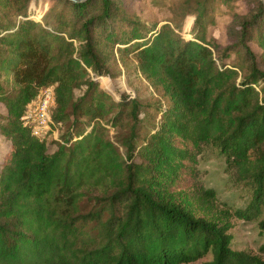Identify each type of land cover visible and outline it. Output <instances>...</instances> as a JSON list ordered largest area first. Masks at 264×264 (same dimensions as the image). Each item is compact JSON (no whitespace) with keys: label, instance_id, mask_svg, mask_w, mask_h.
<instances>
[{"label":"trees","instance_id":"16d2710c","mask_svg":"<svg viewBox=\"0 0 264 264\" xmlns=\"http://www.w3.org/2000/svg\"><path fill=\"white\" fill-rule=\"evenodd\" d=\"M74 1L0 0V137L10 142L0 264H264L231 247L228 215L197 167L217 151L231 182L251 191L235 216L264 231V0L225 47L207 29L233 0H183V13L159 27L127 17L122 0ZM116 55L161 103L115 101L99 87L120 76ZM50 86L52 151L20 120Z\"/></svg>","mask_w":264,"mask_h":264},{"label":"rangeland","instance_id":"374dc122","mask_svg":"<svg viewBox=\"0 0 264 264\" xmlns=\"http://www.w3.org/2000/svg\"><path fill=\"white\" fill-rule=\"evenodd\" d=\"M124 4V13L127 17L134 18L135 22L140 25L158 27L167 21L174 23V14L181 15L183 8L181 2L183 0H122ZM253 0H233L229 7L221 5L217 8V13L214 16V24L209 25L207 29L208 37L213 38L220 45L225 47L230 45L237 37L238 20L247 15ZM47 4H43L34 12L32 9L29 12V18L39 20L40 14H43ZM41 11V12H40ZM16 21L21 20L17 17ZM191 21L184 20L182 35L190 38ZM249 46L254 53L259 54L260 50L254 43ZM118 68L121 74L118 77L111 78L109 76L100 77L99 87L109 93L115 101L121 100L122 97L128 96L130 99H136L142 106L158 105L162 101L159 95L154 92L150 85L143 80L135 71L136 64L131 62L128 64L127 71L122 68L118 62L119 55H116ZM103 82L108 84L109 89H106ZM82 91H77L75 96L81 95ZM0 114H6V110L0 104ZM145 118L143 114L140 119ZM148 128L151 122H145ZM56 138L60 137V132L54 131ZM112 134V133H111ZM52 135L49 139L48 147L51 151V141L55 140ZM10 148V142L0 137V164L4 156ZM197 167L201 173L203 186L207 190H212L216 194V208L220 211H225L228 216L226 219L230 224L229 233L232 236L231 247L234 250H242L261 257L264 260V231H261L258 226V221L245 222L239 220L235 216V212L243 210L251 200V191L243 186L234 185L229 177L226 169V164L223 158L217 151L206 149L199 157ZM264 217V212L260 219ZM211 260V256L197 261L193 264H204Z\"/></svg>","mask_w":264,"mask_h":264},{"label":"built area","instance_id":"2783aa9c","mask_svg":"<svg viewBox=\"0 0 264 264\" xmlns=\"http://www.w3.org/2000/svg\"><path fill=\"white\" fill-rule=\"evenodd\" d=\"M55 109L53 87H44L39 90L35 98L27 105L24 115L20 118L22 126L27 128L31 135L41 142L49 144L52 115Z\"/></svg>","mask_w":264,"mask_h":264},{"label":"water","instance_id":"95a60500","mask_svg":"<svg viewBox=\"0 0 264 264\" xmlns=\"http://www.w3.org/2000/svg\"><path fill=\"white\" fill-rule=\"evenodd\" d=\"M71 1H74V0H71ZM80 1H85V0H80ZM75 2V1H74Z\"/></svg>","mask_w":264,"mask_h":264}]
</instances>
